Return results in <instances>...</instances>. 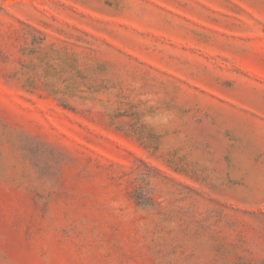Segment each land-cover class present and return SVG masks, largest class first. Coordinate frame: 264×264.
Returning <instances> with one entry per match:
<instances>
[{"label": "rangeland", "instance_id": "obj_1", "mask_svg": "<svg viewBox=\"0 0 264 264\" xmlns=\"http://www.w3.org/2000/svg\"><path fill=\"white\" fill-rule=\"evenodd\" d=\"M0 264H264V0H0Z\"/></svg>", "mask_w": 264, "mask_h": 264}]
</instances>
